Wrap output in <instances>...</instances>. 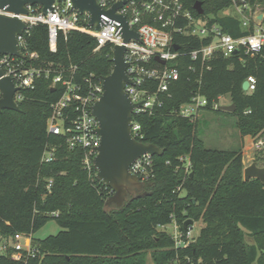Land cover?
Instances as JSON below:
<instances>
[{
    "label": "trees",
    "instance_id": "obj_1",
    "mask_svg": "<svg viewBox=\"0 0 264 264\" xmlns=\"http://www.w3.org/2000/svg\"><path fill=\"white\" fill-rule=\"evenodd\" d=\"M182 1L196 16L194 5L202 2V15L214 16L211 22L234 37L251 31L240 18L223 14L231 0ZM259 1L264 12V0ZM181 42L193 49L207 40L188 36ZM27 44L30 52L39 54L28 63L75 65V81L85 85L90 74L102 79L113 70L111 46L96 51L95 39L86 33L60 32L53 52L48 27L39 24ZM179 63L180 79L172 84L163 106L155 114L136 116L142 124L141 141L157 145L163 154L154 155V176L142 182L140 191H129L121 206L108 202L114 192L83 169L84 150L69 149L64 136L47 131L51 105L65 91L64 85L52 88L51 79L40 78L34 88L22 90L19 111L0 112V235L29 234L36 250L16 260L15 249L8 247L0 253V264H147L149 256L154 264H264V182L244 179L242 146L209 148L201 136L200 119L173 112L199 92L208 100L204 110L236 117L242 138L264 136V49L256 55H218L203 72L198 65L196 72L188 68V56ZM249 75L257 78L251 93L242 87ZM226 95L236 106L234 112L213 107ZM50 148H55L54 159L42 162ZM181 157L191 163L186 178L187 160ZM49 178L54 181L50 190ZM172 215L182 227L187 218L204 222L189 246L176 248L172 236L161 229ZM52 219L63 230L35 238L34 233ZM247 237L254 241L249 243Z\"/></svg>",
    "mask_w": 264,
    "mask_h": 264
},
{
    "label": "built area",
    "instance_id": "obj_2",
    "mask_svg": "<svg viewBox=\"0 0 264 264\" xmlns=\"http://www.w3.org/2000/svg\"><path fill=\"white\" fill-rule=\"evenodd\" d=\"M119 2L124 3L116 9L115 16H112L109 10ZM97 3L102 10L99 29L95 24L90 23V13H81L73 8L72 0L55 2L52 10L46 14L42 12L40 5H29V13L19 16L27 25L23 32L17 35L23 56L11 54L0 56L3 76L11 77L18 87L14 95L17 104L24 97L22 90L34 88L40 78L51 79L52 88L58 84L65 86L61 97L51 105L47 131L64 136L69 149L84 150L82 165L91 178L97 175L94 160L101 142L100 135L95 131L99 121L92 114V107L103 94V78L96 79L90 74L84 80L88 84L85 85L75 81L74 74L77 69L75 65L66 67L60 64L55 67L28 63L27 59H39V54L30 52L27 44V37L35 26L47 25L49 47L53 52L57 51L60 32L66 35L71 30L92 36L97 44L96 51L106 45H110L112 51L115 46H125L124 60L128 65L126 73L131 80L130 83H125V91L133 103L137 104L132 110L131 135L140 142H142L143 130L136 116L155 114L163 106L165 97L171 96V86L181 76L180 58L190 57L192 63L188 68L196 72L198 65L203 72L211 68L210 62L218 55L231 57L240 51L256 55L264 49V12L259 0H231V6L227 9L236 10L237 14L230 11L225 14L240 18L244 28H251L249 34L239 37L226 32L218 22H211L214 18L212 15L208 17L201 14L194 15L185 7L182 0H97ZM2 12L3 10L0 9V13ZM122 18L130 31L138 33V38L132 37L128 41L124 38ZM188 36L206 39L207 43L197 48L186 49L181 39ZM190 43L189 41L188 44ZM175 45H179V49H176ZM246 81L249 86L245 91L253 92L256 89L257 78L249 75ZM221 98L213 102L214 108H219ZM207 104V98L198 92L189 102L183 103L173 112L195 120ZM253 144L256 148L263 147L264 136L255 137ZM54 155L55 148L47 149L41 160L50 162L54 159ZM181 159L187 160L186 178L191 163L188 157ZM130 172L141 182L149 180L155 173L154 155L145 153L139 156L131 164ZM53 182V178L47 179L48 190L52 188ZM181 188L182 186L178 187L179 190ZM110 189L113 193V189L111 187ZM188 219H185L184 223ZM196 222L193 220V223L188 224L187 227H182L172 215L171 222L163 225L162 229L172 236L176 248L187 247L195 241ZM7 240L13 242L11 243L15 249L12 253L13 259L20 260L36 253L29 234L20 233L15 238L10 237ZM7 249L6 245L1 247L4 252Z\"/></svg>",
    "mask_w": 264,
    "mask_h": 264
},
{
    "label": "water",
    "instance_id": "obj_3",
    "mask_svg": "<svg viewBox=\"0 0 264 264\" xmlns=\"http://www.w3.org/2000/svg\"><path fill=\"white\" fill-rule=\"evenodd\" d=\"M66 0H0V56L11 54L23 56L17 40V35L22 33L27 27L26 23L19 17L29 13V5H40L43 13L52 10L55 2ZM73 8L81 13L88 12L91 15V24L100 28V15L102 10L97 0H72ZM124 2H119L109 10L112 16ZM199 14H204L202 2L198 1L194 5ZM261 17V16H260ZM124 22L123 35L128 41L132 37L138 38V33L130 31ZM179 49V45H175ZM125 46H115L113 51V70L103 78V94L93 105L92 114L98 119L99 126L96 133L100 135L101 142L98 147V154L94 164L97 170V179L104 185L110 186L114 194L108 198V202H114L121 206L129 191H140L142 182L137 176L130 172L131 164L142 154L162 155V150L155 144L137 141L131 135V121L133 119L132 110L137 104L133 103L125 91V83L131 80L126 73L127 63L124 60ZM164 62V60H161ZM248 81H244L242 87L246 90ZM18 87L11 77H4L0 64V112L3 110H20L19 104L14 99ZM219 109L234 112V104L220 105ZM258 178L264 182V166H259L256 162L248 165L244 169V179ZM193 223V219H188L184 223Z\"/></svg>",
    "mask_w": 264,
    "mask_h": 264
},
{
    "label": "rangeland",
    "instance_id": "obj_4",
    "mask_svg": "<svg viewBox=\"0 0 264 264\" xmlns=\"http://www.w3.org/2000/svg\"><path fill=\"white\" fill-rule=\"evenodd\" d=\"M228 11L232 13L237 12L236 10L225 9L223 14ZM229 102L230 97L229 95H226L221 98L220 105H228ZM198 118L201 121V136L207 147L227 150L235 149L241 146L244 148L243 138L239 129L235 125L236 117L234 115H224L203 109L199 112ZM243 153L244 169L253 162H256L259 166L264 165V149H258L256 151L255 158L251 159H248L245 150H243ZM196 224L197 228L194 230L195 240L198 238L201 228L205 225L202 219H199ZM61 230H63V227H61V225H59L56 220L52 219L45 223V225L38 231H36L34 236L37 239H43L48 235H55ZM7 239L9 238H5L0 235V253H5L3 250H1L3 245H6L7 247H13L11 244L13 242H10V240ZM247 240L249 243L254 241L251 237H247ZM147 264H154L150 256L148 257Z\"/></svg>",
    "mask_w": 264,
    "mask_h": 264
},
{
    "label": "crops",
    "instance_id": "obj_5",
    "mask_svg": "<svg viewBox=\"0 0 264 264\" xmlns=\"http://www.w3.org/2000/svg\"><path fill=\"white\" fill-rule=\"evenodd\" d=\"M254 138L253 136H250V135H247L243 138V144H244V148L243 150H245L246 152V155L248 157V159H251V158H255L256 156V151L259 149V150H262L264 149V146L261 147V148H256L253 144V141H254ZM249 139V140H248ZM250 164V163H249ZM261 166V165H260ZM264 166V165H262Z\"/></svg>",
    "mask_w": 264,
    "mask_h": 264
}]
</instances>
